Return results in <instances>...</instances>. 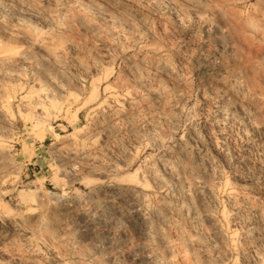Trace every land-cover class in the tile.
Listing matches in <instances>:
<instances>
[{"label":"rangeland","instance_id":"374dc122","mask_svg":"<svg viewBox=\"0 0 264 264\" xmlns=\"http://www.w3.org/2000/svg\"><path fill=\"white\" fill-rule=\"evenodd\" d=\"M0 264H264V0H0Z\"/></svg>","mask_w":264,"mask_h":264}]
</instances>
